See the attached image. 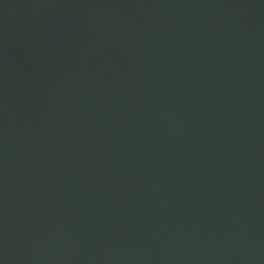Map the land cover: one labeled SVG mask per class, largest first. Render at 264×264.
<instances>
[{
	"label": "water",
	"instance_id": "95a60500",
	"mask_svg": "<svg viewBox=\"0 0 264 264\" xmlns=\"http://www.w3.org/2000/svg\"><path fill=\"white\" fill-rule=\"evenodd\" d=\"M0 264H264V0H0Z\"/></svg>",
	"mask_w": 264,
	"mask_h": 264
}]
</instances>
